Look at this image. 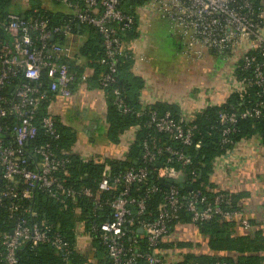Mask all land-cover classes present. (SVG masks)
Wrapping results in <instances>:
<instances>
[{
	"label": "built area",
	"instance_id": "built-area-1",
	"mask_svg": "<svg viewBox=\"0 0 264 264\" xmlns=\"http://www.w3.org/2000/svg\"><path fill=\"white\" fill-rule=\"evenodd\" d=\"M24 1L27 2L26 7H30V0ZM59 1L71 7L73 12L67 20L56 25H50L46 15L23 17L13 11L0 12V207L8 203V219L12 221L11 230L2 233L3 264H18V249L23 242L33 246L48 243L64 256L69 253V242L59 230L33 221L24 202L33 197L36 189L46 191L54 199L75 194L55 173L66 166L69 158L58 156L51 143L38 144L36 141L39 127L44 128L47 135L58 137L51 111L40 115V109L46 100H52L53 95L68 97L72 94L71 86L77 80L69 69L73 52L69 44L58 41V35L68 39L78 24L92 25L102 36L105 49L103 62L108 71L100 78V84L107 87L117 82V62L131 47L123 39L122 33L135 24L137 15L139 18L142 13L158 14L182 41V51L187 59L198 62L216 57L222 67L234 64L230 94H238L243 100L250 88H257L259 100L255 105L241 112L234 107L219 112L222 143L233 146L237 143L233 141L232 134L240 118H262L264 121L262 3L259 5L256 0ZM132 1H136L135 4H131ZM127 3L132 12L124 10L123 5ZM52 37L55 39L51 40ZM88 76L89 71L79 76V84L87 83ZM199 91L198 98L203 99L205 104L202 107L223 104L227 100L218 101L216 95L210 93L200 96ZM114 94L120 109L128 112L130 109L119 87L114 89ZM193 117L176 120L170 112L164 115L153 112L150 122L158 131L168 133L188 146L194 143L196 125L190 123ZM200 145V142L196 143L197 148ZM233 146L216 157L214 168L219 160L231 152ZM158 160L163 162L162 166L156 165ZM174 160L180 165H172ZM143 161L146 164L119 174L108 169L102 172L99 191L109 190L111 185L121 186V189L112 200L95 198V209L108 205L112 212L108 220L92 226L87 235L92 237V232H99L110 264H138L140 258L145 259L147 264H163L160 245L171 232L170 223L183 208L192 214L194 221L205 222L219 216L251 227L249 221L240 218L241 210L233 208V200L228 192H218L209 197L200 188L193 187L185 195L182 192L184 188L178 183L171 182L167 187L159 183L160 178L174 180L182 174L186 176L184 166L191 163V157L182 149L171 145L161 146L153 136L144 143ZM150 174L157 182L148 191L164 189V201L157 218L145 221L138 217L144 212L145 199L131 196L130 186L147 180ZM81 193L92 195L89 188L82 189ZM133 205H136V211L132 209ZM135 226L138 227L137 231ZM141 228L147 238L145 249L141 248L137 237ZM126 237H130L129 244L125 242ZM209 264L242 263L217 260Z\"/></svg>",
	"mask_w": 264,
	"mask_h": 264
},
{
	"label": "trees",
	"instance_id": "trees-1",
	"mask_svg": "<svg viewBox=\"0 0 264 264\" xmlns=\"http://www.w3.org/2000/svg\"><path fill=\"white\" fill-rule=\"evenodd\" d=\"M61 7H47L45 0H30V7H26L25 11L19 12L22 16L31 17L32 15H46L50 19V25L61 24L71 15V11L64 8L67 5L59 0H51ZM262 0H256L260 5ZM11 0H0V12L8 13V5ZM132 1L131 4H135ZM142 2V0H138ZM64 5V7H63ZM71 8V7H68ZM124 10L132 12L130 4L123 5ZM72 9V8H71ZM80 32L86 33L87 38L74 50V57L69 61V69L77 77V80L71 86L75 89L79 83V76L89 71L88 81L101 87L104 90L107 106V123L106 138L113 144H119L122 135L131 129H135V135L130 142L124 156L119 158L106 157L102 159L85 158L75 150L77 142V132L62 122L57 114L49 111L50 99L46 100L41 109L40 115L52 114L55 120V127L58 137H51L44 132V128L39 127V134L36 143H51L58 156L68 157L69 161L63 169L57 170L55 173L63 180L64 184L72 188L75 194L72 196H61L60 199H54L44 190L36 189L30 200L24 202L25 207L30 210V218L44 225L52 226L53 230H59L63 238L69 242V253L64 256L59 250H56L48 243L33 246L28 242L21 243L18 249V264H110L111 260L107 254L106 247L102 243L99 232H92V243L97 247V263L89 260V256L82 253L77 244L79 235V226L83 229V233L91 231L92 226L108 220L111 216L112 209L108 205L97 206L95 209V198L102 201L112 200L121 186L111 185L109 190L99 191L98 186L105 169L110 170L114 174H119L129 168H138L146 163L143 161L144 143L151 137H156L159 145H171L175 148L182 149L191 157V163L184 166V171L192 182L195 189L200 188L209 197L222 191H210L215 187L211 177L214 172V160L216 157L224 154L233 144L222 143L221 125L218 120V114L222 109L234 107L241 112L249 106L255 105L259 100L257 97V88L252 87L245 99L241 100L238 94H231L223 104H209L200 108L194 115L190 123L196 125L194 134V143L185 146L172 135L160 132L152 124L151 116L155 112L158 115H164L170 112L176 120H181L182 110L179 104L168 101H156L152 104L143 105L141 101L142 91L145 87V79L134 72L135 63L134 50L130 47L117 62V82L107 87L100 84V78L108 71L107 66L103 62L105 58V49L102 36L92 26L82 24ZM78 28H73V33ZM141 36L139 28V18L136 17L135 24L122 33L123 39L131 44ZM67 38L58 35V41L61 44L66 43ZM45 83H47L46 78ZM87 81V82H88ZM119 87L125 104L129 107L128 112H123L116 102L114 89ZM264 112V106H263ZM255 135L261 137L264 141V121L262 118L243 117L239 119L236 131L232 134L234 142H238L244 138H250ZM200 142L199 148L196 143ZM149 167L151 165L148 163ZM172 165L179 166L180 162L174 160ZM194 171V173H193ZM157 181L150 174L148 179L143 182H135L130 186V195L133 197H144L145 209L138 217L145 221H154L164 201V189L157 192H149V187ZM89 188L92 195H84L81 190ZM183 194L187 195L188 190L183 189ZM233 208H239L235 204L234 196H232ZM8 203L0 207V264H3V242L2 233L10 231L12 221L8 219ZM134 211L137 210L136 205L132 206ZM96 212V215L94 214ZM136 214V213H135ZM134 214V215H135ZM177 221H194L192 214L181 209L177 216L170 223L171 231ZM205 228V232L209 233L211 245L217 249H232L239 255L237 259L229 255H195L189 254L186 262L190 264H209L217 260L236 261L242 264H264V256L257 252L264 251V234L257 232L255 235H236L235 226L238 224L235 220H225L219 216L205 222H198ZM136 227V226H135ZM138 227L135 228V231ZM141 248L145 249L147 238L144 233L138 232L137 235ZM216 239H227L228 243L224 245H214L212 241ZM125 242H131L130 237L125 238ZM164 242V240H163ZM163 242L160 246H162ZM101 252V253H99ZM247 253V254H246ZM256 253V254H254ZM107 254V256H106ZM138 264H147L146 260L140 258Z\"/></svg>",
	"mask_w": 264,
	"mask_h": 264
},
{
	"label": "crops",
	"instance_id": "crops-1",
	"mask_svg": "<svg viewBox=\"0 0 264 264\" xmlns=\"http://www.w3.org/2000/svg\"><path fill=\"white\" fill-rule=\"evenodd\" d=\"M261 3L264 9V0ZM150 16L139 17V28L142 33L130 44L135 56L133 70L145 79L141 95L142 104L148 105L156 101L175 102L181 107L182 117L191 119L194 113L205 105L203 99H190L195 94L198 82L202 80L204 67L198 69L194 65L197 61L184 56L182 41L173 46L171 54H162L158 48V40L154 37L155 34H152V30L159 23L154 22L157 21L154 20L156 16L153 19ZM158 21L162 22V27L168 26L165 38L177 35L170 30L167 22L161 19ZM81 30L82 26L66 40L72 48L73 57L74 50L87 38V34L80 32ZM145 30L148 33L146 39L142 35ZM211 60L212 57H209L205 61L210 63ZM72 90L71 96L68 97L53 95L49 111L57 114L64 124L77 132L75 150L85 158L105 159L124 156L134 138L135 129L122 135L119 144L109 142L106 138L108 123L104 90L89 81L85 84L78 83ZM211 180L215 187L210 191H225L234 196L235 204L242 212L240 218L251 224V227H245L238 223L232 234L251 236L257 232L264 234V143L261 137L255 135L238 141L231 152L219 160ZM79 230L78 249L88 255L93 263H97V247L92 243L93 238L87 235V232H81L83 229L80 226ZM210 238V234L205 232V228L199 223L177 221L160 247L163 264H190L186 262L189 254L229 255L236 259L241 254L232 249L213 248ZM212 242L214 245H224L228 240L216 239ZM243 254L244 252L241 255ZM257 254L264 256V251Z\"/></svg>",
	"mask_w": 264,
	"mask_h": 264
},
{
	"label": "rangeland",
	"instance_id": "rangeland-1",
	"mask_svg": "<svg viewBox=\"0 0 264 264\" xmlns=\"http://www.w3.org/2000/svg\"><path fill=\"white\" fill-rule=\"evenodd\" d=\"M45 3H47V7L50 8H55V7H61V6H55L56 4L54 2H52L51 0H45ZM26 5L27 2L24 0H11L10 4L8 5V10L13 11V12H23L26 9ZM64 7V5H63ZM67 8L69 11H73L71 8L68 7H64ZM144 18H147L146 13H142ZM156 16L154 18V22H158L159 25L156 26L155 29L152 30V34H155V38L158 40V48L159 50L162 52V54L164 55H169L172 53V48L175 45H178L180 43L181 40H179V38L177 37V35H174V37H171L169 39L165 38L166 36V32L168 29V26L166 25L162 27V22H159L158 20L161 19L158 14L157 15H151L150 18ZM164 22H166L164 19H161ZM162 25V26H161ZM169 25V24H168ZM142 33V32H141ZM144 34H142L146 39L148 36V33L146 32V30L143 32ZM205 62V63H204ZM208 62V61H207ZM209 63H206V61H198L196 62V65L198 69H202L205 66H208ZM212 65H214L213 63H211ZM234 64H231L230 67L228 66H224V67H220L216 72L213 71L211 69L210 66V71L208 72H203V76H202V80L198 82L197 85V89L200 92V96H204L208 93L210 94H215L218 101L224 100L226 98H228L231 94L230 92L233 89V83H232V68H233ZM229 67V69H228ZM205 68V67H204ZM195 88V94H193L190 99H194L197 98L198 99V91ZM50 107V106H49ZM53 108V106H52ZM50 110V109H49Z\"/></svg>",
	"mask_w": 264,
	"mask_h": 264
},
{
	"label": "water",
	"instance_id": "water-1",
	"mask_svg": "<svg viewBox=\"0 0 264 264\" xmlns=\"http://www.w3.org/2000/svg\"><path fill=\"white\" fill-rule=\"evenodd\" d=\"M23 17H25V15H23ZM78 28L81 27V24H78L77 25ZM55 38L52 37L51 40H54ZM157 166H162L163 165V162L161 160H158V162L156 163ZM171 182H175V183H178L181 187H183L185 190H192L193 186L188 183V180H187V177L185 175H180L177 179H174V180H171V179H164V178H160L159 179V183L165 187H167L169 185V183ZM141 232H144V229L141 228L140 229Z\"/></svg>",
	"mask_w": 264,
	"mask_h": 264
},
{
	"label": "flooded vegetation",
	"instance_id": "flooded-vegetation-1",
	"mask_svg": "<svg viewBox=\"0 0 264 264\" xmlns=\"http://www.w3.org/2000/svg\"><path fill=\"white\" fill-rule=\"evenodd\" d=\"M212 62H210L209 64H208V66H205L204 65V72H208V71H210V66H211V69L213 70V71H217L219 68H220V66H221V64H220V60L218 59V58H213L212 60H211ZM211 63H213L214 65H212ZM203 79V78H202Z\"/></svg>",
	"mask_w": 264,
	"mask_h": 264
}]
</instances>
